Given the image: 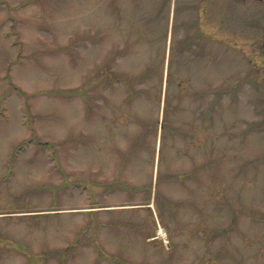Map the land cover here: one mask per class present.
<instances>
[{
	"label": "rangeland",
	"instance_id": "obj_1",
	"mask_svg": "<svg viewBox=\"0 0 264 264\" xmlns=\"http://www.w3.org/2000/svg\"><path fill=\"white\" fill-rule=\"evenodd\" d=\"M191 2L0 0V264H264V0Z\"/></svg>",
	"mask_w": 264,
	"mask_h": 264
},
{
	"label": "flooded vegetation",
	"instance_id": "obj_2",
	"mask_svg": "<svg viewBox=\"0 0 264 264\" xmlns=\"http://www.w3.org/2000/svg\"><path fill=\"white\" fill-rule=\"evenodd\" d=\"M195 0H192L191 4L192 6L195 8L196 6V3H194ZM203 2H205L208 6L211 5V0H203ZM192 23H196V17L193 16V19H192ZM190 24L189 28L188 29H185V33H186V37L185 38H182L181 41H184V42H188L187 46H185L184 44V50H187L189 52H191V57H194V55L196 56V54L194 52H192V47L193 45L196 46V44L194 43L195 41H199V39H203V41H206V32H204L203 34H199L197 33L196 29L194 27H192ZM210 23L208 22L206 25L208 26ZM198 35L199 38H198ZM203 36V37H201Z\"/></svg>",
	"mask_w": 264,
	"mask_h": 264
},
{
	"label": "trees",
	"instance_id": "obj_3",
	"mask_svg": "<svg viewBox=\"0 0 264 264\" xmlns=\"http://www.w3.org/2000/svg\"><path fill=\"white\" fill-rule=\"evenodd\" d=\"M123 75H116V78H115V80H117L118 79V81L120 80V78L122 77ZM148 76V75H147ZM124 78H125V80L127 81V84L129 85V87H132L133 86V84H135L136 83V81L140 78V82H142L143 83V80H145V79H148V77H145V76H143V77H139V78H136V79H133V78H129V77H125L124 76ZM162 79H163V77H161ZM14 84H12V86H13ZM19 90V92L22 94V95H24V91H22L21 89H18ZM140 92L141 93H144V92H146V90H140ZM137 91H131L130 93H129V100H133L137 95ZM210 110H211V108H210ZM42 144V143H41ZM15 155V154H14ZM11 164L12 163H10V168H11Z\"/></svg>",
	"mask_w": 264,
	"mask_h": 264
}]
</instances>
